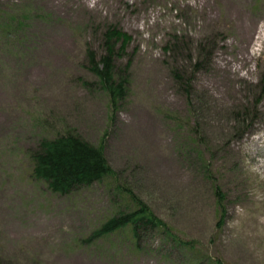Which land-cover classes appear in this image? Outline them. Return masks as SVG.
I'll return each instance as SVG.
<instances>
[{"label":"rangeland","instance_id":"obj_1","mask_svg":"<svg viewBox=\"0 0 264 264\" xmlns=\"http://www.w3.org/2000/svg\"><path fill=\"white\" fill-rule=\"evenodd\" d=\"M0 12L16 18L0 28V264H195L158 233L140 247L130 229L89 238L114 200L131 199L116 178L199 252L264 264V97L247 132L233 118L261 89L264 0H0ZM107 23L130 40L117 112L86 61ZM204 47L189 92L173 71L189 72ZM69 127L104 142L116 175L60 195L31 176L27 150Z\"/></svg>","mask_w":264,"mask_h":264},{"label":"trees","instance_id":"obj_2","mask_svg":"<svg viewBox=\"0 0 264 264\" xmlns=\"http://www.w3.org/2000/svg\"><path fill=\"white\" fill-rule=\"evenodd\" d=\"M6 14L8 13L0 12V28L7 29V24H12L16 19H13L12 15L5 16ZM18 23H21V20H18ZM97 30L98 28L95 31L97 32ZM98 39L103 51L100 53L97 48L90 47L86 53L89 68L97 77V80L91 81L90 84L95 82L105 91L110 107L117 112L129 96L130 63L123 65L120 56L130 40L127 31L116 23H107L102 26ZM179 43L180 41H176L170 49L177 48ZM205 47L200 51L197 60L191 63L189 72L182 68H174L173 74L177 85L179 87L184 85L189 92H191L196 72L210 61L213 50L207 48L206 50ZM259 63H264V59ZM259 86L261 87L260 91L258 94H254L255 101L251 104L240 105L241 107L237 109L233 117L239 136L253 126L261 113L259 104L264 97V66H262L260 84L259 81L257 84V87ZM35 141L27 150L32 162L31 176L44 181L54 193L69 195L95 182H101L116 175L105 153L104 142L100 141L96 144L76 129L69 127V129L57 131L53 135H42ZM212 165L210 160L205 163L207 169ZM113 187H115V193L118 194L127 191L131 199L125 205L114 200V212L92 231L89 238L101 239L124 229H130L134 244L140 247L144 240L142 233H150V238L158 233L162 241L171 240L179 246L184 245V248L190 251H187L190 261L195 264H223L220 259L199 252L194 240L182 239L143 198L139 197L133 189L128 188L126 184L116 178ZM215 187L218 199L222 204L225 199L223 186L220 183H215ZM221 215L220 223L224 221L225 210L222 213L221 209Z\"/></svg>","mask_w":264,"mask_h":264}]
</instances>
